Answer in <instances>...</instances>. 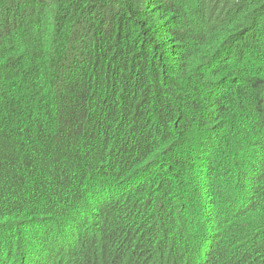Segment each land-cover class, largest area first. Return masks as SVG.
Segmentation results:
<instances>
[{
    "label": "trees",
    "instance_id": "obj_1",
    "mask_svg": "<svg viewBox=\"0 0 264 264\" xmlns=\"http://www.w3.org/2000/svg\"><path fill=\"white\" fill-rule=\"evenodd\" d=\"M0 264H264V0H0Z\"/></svg>",
    "mask_w": 264,
    "mask_h": 264
}]
</instances>
